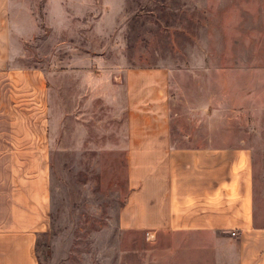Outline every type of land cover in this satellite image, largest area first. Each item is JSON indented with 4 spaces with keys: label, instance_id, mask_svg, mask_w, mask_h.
I'll return each instance as SVG.
<instances>
[{
    "label": "rangeland",
    "instance_id": "1",
    "mask_svg": "<svg viewBox=\"0 0 264 264\" xmlns=\"http://www.w3.org/2000/svg\"><path fill=\"white\" fill-rule=\"evenodd\" d=\"M236 8L239 24L229 15L223 25V10ZM9 20L12 64L40 67L49 82L52 220L36 239L38 264L172 263L162 252L169 241L150 246L117 223L128 66L168 69L179 145L231 138L242 121L256 122L264 224V0H10Z\"/></svg>",
    "mask_w": 264,
    "mask_h": 264
},
{
    "label": "crops",
    "instance_id": "2",
    "mask_svg": "<svg viewBox=\"0 0 264 264\" xmlns=\"http://www.w3.org/2000/svg\"><path fill=\"white\" fill-rule=\"evenodd\" d=\"M239 11L223 10L222 24L237 15L238 25ZM9 15L10 0H0V264H38L36 239L50 223L49 82L40 67L12 64ZM120 83L127 191L119 229L141 232L150 246L169 241L162 252L171 264H264L256 122L242 121L231 138L179 145L168 69L128 66Z\"/></svg>",
    "mask_w": 264,
    "mask_h": 264
},
{
    "label": "trees",
    "instance_id": "3",
    "mask_svg": "<svg viewBox=\"0 0 264 264\" xmlns=\"http://www.w3.org/2000/svg\"><path fill=\"white\" fill-rule=\"evenodd\" d=\"M49 167H50V164H49ZM49 191H50V185H49ZM49 220H52V216H51V213H50V207H49ZM51 224V222L49 223V225Z\"/></svg>",
    "mask_w": 264,
    "mask_h": 264
}]
</instances>
